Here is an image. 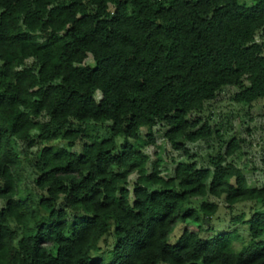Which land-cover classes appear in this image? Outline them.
Listing matches in <instances>:
<instances>
[{"label":"trees","instance_id":"obj_1","mask_svg":"<svg viewBox=\"0 0 264 264\" xmlns=\"http://www.w3.org/2000/svg\"><path fill=\"white\" fill-rule=\"evenodd\" d=\"M223 87L235 103L264 99V0H0V264H264L261 212L234 218L248 225L239 250L230 232L202 238L188 224L168 242L176 221L214 216L215 202L185 209L191 198L264 204V185L249 187L225 161L236 136L209 157L212 170L180 161L168 178L156 163L147 172L130 141L145 128L153 142L160 122L187 154L184 143L211 136L199 114ZM73 122L108 123V136L71 151L81 135ZM32 131L67 147L40 150L33 181L47 214L34 229L39 213L18 195L15 148ZM68 211L79 213L70 224ZM105 234L108 263L90 255Z\"/></svg>","mask_w":264,"mask_h":264},{"label":"rangeland","instance_id":"obj_2","mask_svg":"<svg viewBox=\"0 0 264 264\" xmlns=\"http://www.w3.org/2000/svg\"><path fill=\"white\" fill-rule=\"evenodd\" d=\"M250 4V0H241ZM32 59H27L24 64H30ZM84 63L92 65L93 61L90 56L84 59ZM234 89L231 87H223L216 97L209 102L203 112L199 114L202 120L206 119L210 128L211 136L197 140L194 143H184L188 151V155L181 149L175 150L171 144L163 137L165 127L156 122L152 128L153 142L147 137V130L140 129L137 140H130L136 145L144 155L147 156L145 169L150 171L151 166L156 163L159 175L168 178L173 175L176 164L180 161H193L197 168L212 167L209 164V157H215L222 154L226 143L236 136L239 140V148L232 156L226 157V162H231L242 169L249 187H261L264 185V99H259L251 104L235 103L230 100ZM96 100L99 99V93L94 94ZM44 120V118H42ZM73 128L81 130L80 137L70 147L71 151L78 152L83 143L88 142L90 138H104L108 136V123H92L86 122L79 124L72 123ZM45 145H59L66 147V142L60 139L47 140L38 138L37 133L32 131L25 140H16L15 148L19 155V164L16 169L18 195H29L34 209H37L39 215L37 221L31 223L32 229L41 217L46 216V212L36 205L37 198L41 195L40 191L34 185V177L36 175L35 164L39 156L40 150ZM67 148V147H66ZM136 172H130L126 176V185L131 187L136 180ZM203 201L215 202L217 210L213 217L205 218L200 214L198 222L176 221L169 236L168 242L173 244L181 230L187 226L193 231L200 228V237L208 238L217 233L230 232L234 235L232 247L239 250L240 247L249 239L248 225L240 219L247 220L253 212L264 213V204L256 203L254 200L237 202L227 207L221 197H213L205 195L203 197H194L188 200L186 208L197 209ZM2 203L0 202V207ZM56 206H62V202L58 200ZM79 213L68 211V223L72 222L75 215ZM241 216L236 220L235 217ZM114 240L111 234L103 235L97 242L96 248L92 249L90 255L93 258L102 259L104 263L111 260V249ZM162 264V263H161Z\"/></svg>","mask_w":264,"mask_h":264}]
</instances>
